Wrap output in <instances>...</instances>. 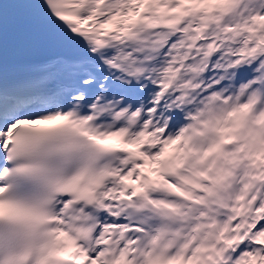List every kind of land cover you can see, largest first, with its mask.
<instances>
[{
    "label": "snow or ice",
    "instance_id": "6c2138e0",
    "mask_svg": "<svg viewBox=\"0 0 264 264\" xmlns=\"http://www.w3.org/2000/svg\"><path fill=\"white\" fill-rule=\"evenodd\" d=\"M0 264H264V0H0Z\"/></svg>",
    "mask_w": 264,
    "mask_h": 264
}]
</instances>
